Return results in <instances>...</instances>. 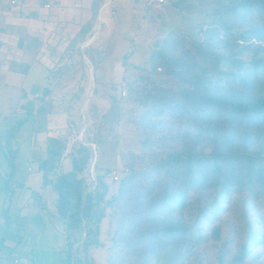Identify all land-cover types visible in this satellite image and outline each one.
<instances>
[{
	"label": "trees",
	"instance_id": "trees-1",
	"mask_svg": "<svg viewBox=\"0 0 264 264\" xmlns=\"http://www.w3.org/2000/svg\"><path fill=\"white\" fill-rule=\"evenodd\" d=\"M102 2L93 0V14L82 26L81 36L93 26ZM173 3L206 16L196 23L198 37L168 31L154 40L143 66H134L122 78L143 107L136 123L149 160L145 156L139 163L128 160L127 170L122 168L119 176L116 169L96 165L97 185L89 189L91 145L77 140L68 148L67 138L49 135L41 165L44 177L57 192L59 216L71 231L84 233L82 245L87 253L92 247L105 246L101 225L114 214L111 238L128 264H181L209 240L208 232L220 244L217 264H257L248 258L262 235L249 232L248 223L244 242L231 254L236 234L222 237L220 216L238 195L264 196V20L251 17L252 12L264 14V0ZM87 51L92 52L97 69L102 51ZM246 52L252 56L244 57ZM132 75L135 79L129 80ZM83 90L71 97L70 112L71 102L80 100ZM46 96L43 90L36 110L34 101L28 100L22 105L26 115L0 133L10 167L6 191L16 171L18 132L27 121L34 124L35 132L40 131L35 119L46 117L53 108ZM171 119L179 121L181 128L174 130ZM75 120H69L71 133ZM65 157L70 161L68 170L62 169ZM4 216L0 248L12 225L8 210ZM71 259L70 248L61 264H70Z\"/></svg>",
	"mask_w": 264,
	"mask_h": 264
},
{
	"label": "crops",
	"instance_id": "crops-1",
	"mask_svg": "<svg viewBox=\"0 0 264 264\" xmlns=\"http://www.w3.org/2000/svg\"><path fill=\"white\" fill-rule=\"evenodd\" d=\"M118 1L122 0H103L97 19L84 36L80 32L92 17L93 0H17L14 5L0 7V133L26 115L22 105L28 100L34 101L36 110L43 90L48 93L45 100L53 104L46 117L35 119L39 132L34 131L30 121L19 130L16 171L9 191L5 179L10 167L0 144V238L5 226L4 212L8 210L12 218L9 234L0 248V264H61L70 248V264H82L83 260L94 264V255L89 254L92 248L88 253L80 251L84 233L81 237L72 235L59 216L57 192L46 181L41 165L49 135L67 138L68 148L77 140L92 144L84 137L85 125L92 100L97 105L99 102L97 69L92 52L87 50L99 49L105 57L107 34H112L114 27L110 26L118 15ZM81 88V99L71 102L70 112V99ZM83 99L84 118L79 135L73 138L69 120L75 117L74 113H81ZM69 168V158L65 157L62 169ZM89 172L93 178V161ZM109 259L106 264H110Z\"/></svg>",
	"mask_w": 264,
	"mask_h": 264
},
{
	"label": "rangeland",
	"instance_id": "rangeland-1",
	"mask_svg": "<svg viewBox=\"0 0 264 264\" xmlns=\"http://www.w3.org/2000/svg\"><path fill=\"white\" fill-rule=\"evenodd\" d=\"M122 1L117 2L119 6L116 4L119 8L118 15L112 19L114 21L110 26L114 27L112 34H107L105 43L107 53L95 73L98 89L96 98L99 105L92 100L93 105L91 104L90 115L85 125L84 137L92 141L90 151L94 164V177L91 178L88 163L86 183L89 189H94L97 185L96 165L116 169L115 174L119 176L122 175L120 173L122 168L125 167L127 170L128 160L134 158L135 162L139 163L142 156H145L146 161L149 160V157H146L150 155L148 149L142 147L139 142L142 129L136 123L143 107L132 98L127 82L122 81L123 76L134 66H143L152 51L154 40L161 38L172 29L196 38L198 37L196 23L207 19L199 11L189 13L181 10L174 5L175 0H167L163 4L148 0ZM132 4L134 8L128 7ZM251 17L264 20V14L258 12H252ZM253 41L258 43L256 39ZM251 56V52L244 54L246 58ZM135 75L129 80H134ZM84 99L87 100V97ZM84 99L81 103L83 104L81 113L75 116L73 138L79 135L84 118ZM169 122L174 130L181 128L179 121L171 119ZM117 181L119 180H114L115 186ZM226 206V211L220 216V225L223 238L231 232L236 234L231 254L237 252L250 227L249 232L258 231L257 233L262 237L261 242L252 245L253 250L248 261L264 264V196H250L248 193H243ZM115 217L111 214L102 222L101 234L105 246L92 247L93 251L89 254L93 253L94 264H106L108 257L110 264H128L118 255V248L111 238L116 228ZM70 232L72 235L75 233L79 237L82 236L81 229ZM209 235L208 232L209 240L206 239L198 248L191 251L181 264H217L216 254L220 244ZM80 248V251L84 250L82 246ZM82 264H85V260Z\"/></svg>",
	"mask_w": 264,
	"mask_h": 264
},
{
	"label": "built area",
	"instance_id": "built-area-1",
	"mask_svg": "<svg viewBox=\"0 0 264 264\" xmlns=\"http://www.w3.org/2000/svg\"><path fill=\"white\" fill-rule=\"evenodd\" d=\"M149 2H157L159 4H163L165 3L167 0H148ZM15 3H17V0H0V7L2 6H8V5H14ZM46 7H48V5H46ZM2 50V46H1V39H0V51ZM123 94H125V92H123ZM114 179H118V176L115 175Z\"/></svg>",
	"mask_w": 264,
	"mask_h": 264
}]
</instances>
